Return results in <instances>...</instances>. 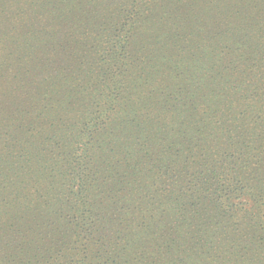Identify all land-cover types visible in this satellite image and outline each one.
I'll use <instances>...</instances> for the list:
<instances>
[{"label": "rangeland", "instance_id": "374dc122", "mask_svg": "<svg viewBox=\"0 0 264 264\" xmlns=\"http://www.w3.org/2000/svg\"><path fill=\"white\" fill-rule=\"evenodd\" d=\"M262 32L264 0H0V264H264Z\"/></svg>", "mask_w": 264, "mask_h": 264}, {"label": "trees", "instance_id": "16d2710c", "mask_svg": "<svg viewBox=\"0 0 264 264\" xmlns=\"http://www.w3.org/2000/svg\"><path fill=\"white\" fill-rule=\"evenodd\" d=\"M259 40L261 41V45L257 47L258 51L255 52L257 53V55L256 57L250 60L251 61L250 66L255 67L252 70V72L256 73L253 77L256 78V81L259 84V87L256 88L257 90L256 93L252 95L251 96L252 98L250 99V129L252 132L263 134L264 136V33L263 32ZM1 50L2 49L0 48V52ZM258 59H260V61H258ZM257 62L259 63V65H255ZM165 76H166V73H158V75H156L155 80H153L152 82H146L145 84L142 85L141 92H143L145 88L150 87L152 84L162 83ZM114 86H116V83H114ZM133 94L135 93L133 92L132 95ZM221 103H228V102L222 101ZM115 105L116 103L114 101V98H113L112 104L108 103L107 105H105V110L109 115L113 111L112 106H115ZM63 111L66 112V110H63ZM102 115L103 114L100 112L91 114L92 119L90 120V123H93L91 125L92 127L96 125L97 120L103 119ZM56 116L54 118H56ZM48 120L47 121L44 120V123H43V131L45 133L49 132L50 129L54 127L53 123L51 124L48 123ZM81 130H83L85 134L89 135V132L91 131V127L89 125L88 118L84 121V124L82 125ZM78 148H81V147H78ZM219 153L220 152L218 151V149L217 151L206 150V154H204L203 158H201L200 160L205 161V163L209 167L207 169V173L206 174L202 173V174H204V177H207L208 179H211V180H216V179L222 180L224 178H227L229 180L231 177H234L237 171H235V169L232 168V165L228 163L231 161H228L225 156ZM85 165L86 163L82 160L80 162H77L74 168L76 171L74 173L76 175L74 176L76 179L74 180L77 183H80L78 184V187H79L78 191L81 190L82 187L87 186L88 175L86 173ZM86 167L87 169H89V166L86 165ZM256 182L258 184L255 187H252L250 189V200L252 202L251 211L253 212V213L250 212V219L252 223L255 225V227L258 228L259 233H260L259 240L263 243H257L252 253L254 254V257H257V256L263 257L264 256V186L262 184V181H256ZM75 187H76V184H75ZM79 201H80V197H75L74 204H77V202L79 203ZM215 201L218 202L219 208H224L227 210L229 209V206L225 205V200L216 199ZM87 204H88V201L86 200H84L81 203L82 207L84 208H86ZM61 208L63 209L64 205H62ZM76 230L79 231L80 233L85 232L83 229L79 227V225H77Z\"/></svg>", "mask_w": 264, "mask_h": 264}]
</instances>
